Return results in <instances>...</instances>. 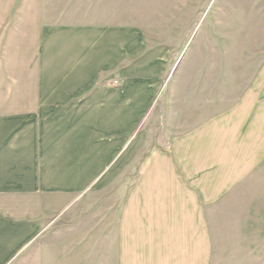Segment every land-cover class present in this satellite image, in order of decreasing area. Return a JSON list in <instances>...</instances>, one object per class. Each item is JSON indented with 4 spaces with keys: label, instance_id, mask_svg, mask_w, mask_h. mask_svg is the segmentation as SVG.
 <instances>
[{
    "label": "rangeland",
    "instance_id": "1",
    "mask_svg": "<svg viewBox=\"0 0 264 264\" xmlns=\"http://www.w3.org/2000/svg\"><path fill=\"white\" fill-rule=\"evenodd\" d=\"M56 25L124 29L105 31L130 45L92 87L128 94L127 147L48 227L62 264H264V0H0L1 112L29 111L46 31L86 37L40 30ZM161 219L185 236L122 241ZM80 230H97L96 243Z\"/></svg>",
    "mask_w": 264,
    "mask_h": 264
},
{
    "label": "crops",
    "instance_id": "2",
    "mask_svg": "<svg viewBox=\"0 0 264 264\" xmlns=\"http://www.w3.org/2000/svg\"><path fill=\"white\" fill-rule=\"evenodd\" d=\"M40 30H85L82 33L86 37L74 45L65 34L57 38L46 31L41 45L39 90L31 92L29 111H0V264L63 263L56 257L55 247L48 245L53 242L48 227L94 190L115 148L126 149L130 130L131 111L123 105L126 91L92 88L101 70L130 46L119 34L114 35L117 38L111 45L112 33L105 30L124 29L56 25ZM86 30L95 33L90 37ZM69 48L73 49L70 54ZM175 221L161 219L146 224L139 220L131 225L132 229L121 230L122 241L127 242L126 235L130 234L185 236V224ZM100 222L105 227L106 241L109 238L113 242V221ZM78 233L80 240L88 236L89 243H96L97 230ZM55 236L54 241L62 242L60 235ZM75 264L92 262L86 258Z\"/></svg>",
    "mask_w": 264,
    "mask_h": 264
},
{
    "label": "water",
    "instance_id": "3",
    "mask_svg": "<svg viewBox=\"0 0 264 264\" xmlns=\"http://www.w3.org/2000/svg\"><path fill=\"white\" fill-rule=\"evenodd\" d=\"M177 67H178V65L176 66V68L173 70V72H172V74H171V76H173L174 75V73L176 72V70H177ZM170 76V77H171Z\"/></svg>",
    "mask_w": 264,
    "mask_h": 264
}]
</instances>
